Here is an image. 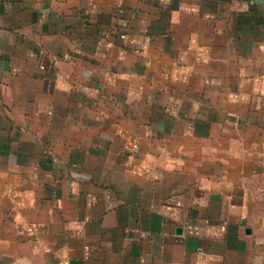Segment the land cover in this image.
I'll list each match as a JSON object with an SVG mask.
<instances>
[{"label":"crops","instance_id":"crops-1","mask_svg":"<svg viewBox=\"0 0 264 264\" xmlns=\"http://www.w3.org/2000/svg\"><path fill=\"white\" fill-rule=\"evenodd\" d=\"M0 264H264V0H0Z\"/></svg>","mask_w":264,"mask_h":264},{"label":"built area","instance_id":"built-area-1","mask_svg":"<svg viewBox=\"0 0 264 264\" xmlns=\"http://www.w3.org/2000/svg\"><path fill=\"white\" fill-rule=\"evenodd\" d=\"M2 36H3V33H2V30L0 29V41L2 40Z\"/></svg>","mask_w":264,"mask_h":264}]
</instances>
